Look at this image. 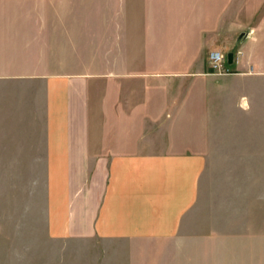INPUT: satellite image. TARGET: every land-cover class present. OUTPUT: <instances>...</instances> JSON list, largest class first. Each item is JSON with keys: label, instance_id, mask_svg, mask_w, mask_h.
Segmentation results:
<instances>
[{"label": "crops", "instance_id": "1", "mask_svg": "<svg viewBox=\"0 0 264 264\" xmlns=\"http://www.w3.org/2000/svg\"><path fill=\"white\" fill-rule=\"evenodd\" d=\"M88 2L0 0V86L43 89L48 234L173 238L197 200L208 135L217 150L222 135L247 134V158L264 165V0H101L96 19L8 8ZM238 21L246 35L226 63L232 72L214 77L208 52L236 44ZM98 36L96 65L87 54ZM21 104L16 114L0 99V127L19 118L26 135L29 101Z\"/></svg>", "mask_w": 264, "mask_h": 264}, {"label": "rangeland", "instance_id": "2", "mask_svg": "<svg viewBox=\"0 0 264 264\" xmlns=\"http://www.w3.org/2000/svg\"><path fill=\"white\" fill-rule=\"evenodd\" d=\"M88 1L86 6L8 8L21 13L87 12L98 18L103 9L101 0ZM251 7L259 15V6ZM237 24L239 36L245 23ZM92 25L99 35V21ZM243 38L237 37L234 46H220V51H233L236 56ZM94 41L98 44L87 58L98 65L99 36ZM245 50L244 43V61ZM255 58L258 61L260 54ZM208 70L219 78L232 72ZM253 88L254 93L259 86ZM42 95L41 86H0V99L10 101L16 114H20L21 103L29 101L30 132L20 133L19 118L10 123L12 126L0 127V264H264V165L251 164L259 160L247 158V134L222 135L217 150L213 149L212 136L206 137L210 148L198 197L183 216L175 237L116 241L52 238L46 224L45 167L37 159L41 126L36 115L41 114Z\"/></svg>", "mask_w": 264, "mask_h": 264}, {"label": "built area", "instance_id": "3", "mask_svg": "<svg viewBox=\"0 0 264 264\" xmlns=\"http://www.w3.org/2000/svg\"><path fill=\"white\" fill-rule=\"evenodd\" d=\"M207 62L210 69L217 74L229 73V68L226 66V54L222 51L213 49L208 52Z\"/></svg>", "mask_w": 264, "mask_h": 264}, {"label": "water", "instance_id": "4", "mask_svg": "<svg viewBox=\"0 0 264 264\" xmlns=\"http://www.w3.org/2000/svg\"><path fill=\"white\" fill-rule=\"evenodd\" d=\"M245 35H246L245 32H241V33L239 34L238 38L240 39V38L244 37ZM226 59H227V63H228V64H232L233 61H234V52H233V51H229V52H227V53H226Z\"/></svg>", "mask_w": 264, "mask_h": 264}, {"label": "trees", "instance_id": "5", "mask_svg": "<svg viewBox=\"0 0 264 264\" xmlns=\"http://www.w3.org/2000/svg\"><path fill=\"white\" fill-rule=\"evenodd\" d=\"M234 64V62L232 64H229L230 66H232Z\"/></svg>", "mask_w": 264, "mask_h": 264}]
</instances>
